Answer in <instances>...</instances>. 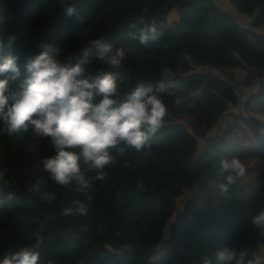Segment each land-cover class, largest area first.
I'll use <instances>...</instances> for the list:
<instances>
[{
  "label": "trees",
  "instance_id": "16d2710c",
  "mask_svg": "<svg viewBox=\"0 0 264 264\" xmlns=\"http://www.w3.org/2000/svg\"><path fill=\"white\" fill-rule=\"evenodd\" d=\"M229 1L250 18L248 25L215 0H0V63L14 57L19 70L0 75L8 81L6 95L22 91L29 61L48 50L66 67L81 64V78L111 74L113 107L143 85L167 110L141 151L121 141L108 149L113 162L102 170L81 157L88 188L74 178L67 185L51 179L44 161L55 148L30 121L11 135L0 121V264L23 250L38 253L37 264H264V223H253L264 213V122L258 117H264V83L246 102L254 113L245 120L257 129L252 145L235 135L233 122L222 137L235 136L228 150L218 143L198 147L240 105L234 70H246L244 87L264 78V0ZM174 11L178 18L167 24ZM145 28H154L157 39L141 43ZM96 40L124 50L120 67L99 60ZM101 99L94 93L92 103ZM233 158L244 165L243 177L223 168ZM186 188L193 195L161 247ZM220 252L234 259L220 261Z\"/></svg>",
  "mask_w": 264,
  "mask_h": 264
},
{
  "label": "clouds",
  "instance_id": "9594fccd",
  "mask_svg": "<svg viewBox=\"0 0 264 264\" xmlns=\"http://www.w3.org/2000/svg\"><path fill=\"white\" fill-rule=\"evenodd\" d=\"M66 14L74 15L75 9L69 7ZM150 31L153 33L151 36ZM133 38L137 37L134 35ZM13 39L10 38L9 44ZM138 39L141 43L157 39L155 29H140ZM92 47L99 49L100 61L113 67H120L125 57L123 49L114 52L111 45L100 40L93 41ZM90 52L91 48L85 49V57ZM18 71L14 57L9 56L0 63V75ZM27 71L30 75L25 81L26 86L11 96L5 94L8 81L0 79V121H3L9 135L25 128L26 122L30 121L37 135L51 137L56 155L44 161V169L60 185H67L74 178L84 188H88L89 184L81 175V157L91 168L102 170L113 162L108 149L116 147L121 141L141 151L150 136L161 127L166 115V107L153 93V89L143 85L138 86L124 103L113 107L116 104L113 97L117 95V83L111 74L81 78L84 74L81 64L66 67L48 50L30 60ZM159 90L162 91L163 87ZM94 93L102 96L98 104L92 103ZM35 115L42 118L32 119ZM76 147L81 148L79 155L67 150ZM221 163L225 170L231 169L237 177L246 174L239 159L233 158L231 163ZM99 178L103 179V175ZM227 179L229 183L234 182L232 176ZM222 187L227 190L226 185ZM70 211L65 209L63 215H68ZM80 212L86 215L87 209L81 207ZM253 223H264V213L256 217ZM38 259V253L23 250L6 256L2 264H37ZM218 259L232 260L234 253L220 252Z\"/></svg>",
  "mask_w": 264,
  "mask_h": 264
},
{
  "label": "rangeland",
  "instance_id": "374dc122",
  "mask_svg": "<svg viewBox=\"0 0 264 264\" xmlns=\"http://www.w3.org/2000/svg\"><path fill=\"white\" fill-rule=\"evenodd\" d=\"M215 1H217L220 5H222V7L225 8V10L230 12L237 22L243 25H248L250 23V18L244 14H240L239 12H237L236 8L232 6L229 0H215ZM229 7H232V8H229ZM177 18H178L177 11H174L167 17V24H172V22H174V20H176ZM246 76H247L246 70H241V72L239 70L236 75L237 82L235 86L237 88V91L239 92V96L241 100L240 105L228 111L219 120L218 124L207 133L205 137L198 139L199 152L203 151L206 147L211 146L215 143H218L217 146L220 147L219 149H221L222 151L225 152L226 150H228L229 144L235 141V138H234L235 136L228 135L225 138V140H222V137L225 135V130L233 122L237 123V126L235 128V135H237L239 139H241L243 142L247 143L248 145H252L256 141L257 139L256 127L253 124H248L246 122V120L249 119L250 115L254 113L251 110H246V102L248 100V97H247L248 93L250 91L251 92L253 91V89L251 90V88L255 87L254 86L255 83L253 86H250V91H247L246 89L249 87H244L243 85H241V82L245 79ZM263 81H264V78L261 80V82L263 83ZM256 88L258 89V87ZM237 115H242V116L240 117ZM258 117L260 118L261 121L264 122L263 116H258ZM182 122L186 124L187 119H183ZM260 131L264 132V127H261ZM192 195H193V190L191 188H186L184 190L183 195L178 198L177 211L166 227L165 237H164L163 242L160 245L161 247L165 245V242L168 239L169 230L171 228V225L176 220L177 215L180 212H182L185 204L192 197ZM163 254H164V251L161 253V255ZM259 260L260 261L264 260V253L262 250H261V255H260Z\"/></svg>",
  "mask_w": 264,
  "mask_h": 264
},
{
  "label": "crops",
  "instance_id": "0c3cea01",
  "mask_svg": "<svg viewBox=\"0 0 264 264\" xmlns=\"http://www.w3.org/2000/svg\"><path fill=\"white\" fill-rule=\"evenodd\" d=\"M229 8H232V7H229ZM259 32L262 33V34H264V27L261 28V29L259 30ZM239 70H240V72H241V70H243V69H235V70H234V72H235L236 75H237V73H238ZM261 80H262V79H261ZM261 80L258 81L257 83H255V85L253 84L255 87L251 88V90L253 89L252 92L250 91V87L246 89L247 91H250V92L248 93V96H247L248 99H249L252 95L256 94V93L259 91V88H260V86L262 85ZM263 83H264V81H263ZM253 85H252V86H253ZM256 87H258V89H257Z\"/></svg>",
  "mask_w": 264,
  "mask_h": 264
}]
</instances>
